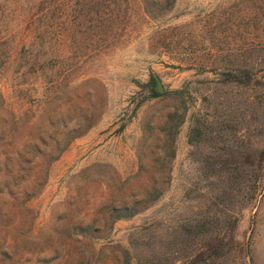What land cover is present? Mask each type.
<instances>
[{"label": "rangeland", "instance_id": "obj_1", "mask_svg": "<svg viewBox=\"0 0 264 264\" xmlns=\"http://www.w3.org/2000/svg\"><path fill=\"white\" fill-rule=\"evenodd\" d=\"M127 254L264 264V0H0V264Z\"/></svg>", "mask_w": 264, "mask_h": 264}, {"label": "trees", "instance_id": "obj_2", "mask_svg": "<svg viewBox=\"0 0 264 264\" xmlns=\"http://www.w3.org/2000/svg\"><path fill=\"white\" fill-rule=\"evenodd\" d=\"M145 7L143 6V9H144ZM145 10V9H144ZM151 83H154V81L152 80L151 81ZM127 260H126V264H130L131 263V260H130V256L127 254V258H126Z\"/></svg>", "mask_w": 264, "mask_h": 264}]
</instances>
